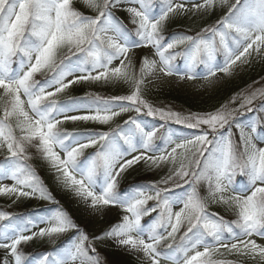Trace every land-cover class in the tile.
<instances>
[{
	"label": "rangeland",
	"instance_id": "1",
	"mask_svg": "<svg viewBox=\"0 0 264 264\" xmlns=\"http://www.w3.org/2000/svg\"><path fill=\"white\" fill-rule=\"evenodd\" d=\"M6 3L0 0V12ZM153 5L154 0H50L41 34L27 48L15 76L5 75L9 72L5 62L19 41L12 36L26 20L29 6L19 1L6 16L0 34V73H4L0 158H13L18 166L2 172L0 204L8 199L10 208L25 195L22 212H37L23 231L31 233L32 244H40V254L34 259L18 252L16 231L0 238L3 264H110L104 254L109 249L145 264H245L241 254L245 251L264 262V227L253 206V200L264 195V107H258L264 102V0H169L159 5L161 14ZM63 11L64 22L59 19ZM116 18L132 31L122 26V34L114 24ZM189 24L200 29L192 34L177 28ZM68 36L73 48L63 58L76 53L86 60L88 55L94 63L59 71L44 86L27 90L30 75L44 67L51 44L64 47ZM108 81L118 88L119 95L112 99L119 102L72 100L54 108L38 107L59 93L68 97L85 91L100 98L99 92L87 93L86 87L96 89ZM222 95L230 96V101L216 113L198 115L182 109L193 103L210 106ZM246 112L252 117L232 132L234 119ZM143 113L180 123L191 132L171 135L165 148L156 150L151 141L158 140L160 126L145 131L136 119ZM128 122L140 136L119 152L109 145L96 148L103 134L60 139L55 134L91 124L103 133ZM216 133L220 136L213 142ZM127 139L131 141L130 136ZM209 153L216 156L213 171L199 174L198 161ZM177 156L182 164L151 189L118 194L161 158L173 162ZM243 173L245 185L237 181ZM201 177L216 188L215 196L194 190ZM180 188L184 190L174 199L165 200L167 190ZM213 201L239 215L248 230L228 241L213 240L220 228L208 213L220 207L214 204L208 209ZM5 211L9 213L0 206V219L8 216ZM150 213L159 216L145 226ZM196 225L213 232L209 238L193 237L180 260L175 254L157 253Z\"/></svg>",
	"mask_w": 264,
	"mask_h": 264
},
{
	"label": "trees",
	"instance_id": "2",
	"mask_svg": "<svg viewBox=\"0 0 264 264\" xmlns=\"http://www.w3.org/2000/svg\"><path fill=\"white\" fill-rule=\"evenodd\" d=\"M19 1H23L24 3L28 4L29 6V13L28 16L26 17V20L23 23H20L19 26H17L16 31L13 34V38L19 37V41L17 44H14V47H12L11 53L8 55L6 59V69L9 71L5 75H10V76H15L18 73L19 68L22 66L24 63L25 57L27 55V48L29 46L34 45L35 43V36L36 38L39 37L41 25L45 21L44 17V9L47 8L50 0H7V3L5 4L3 10L0 12V34L3 31L4 24L6 22V16L10 14L12 8L14 5L18 4ZM167 3H169V0H154V5L153 8L157 5V9L155 12L157 14L162 13V9H159V5L165 6ZM239 8V6L237 5ZM151 9L153 12L154 9ZM238 8L235 9L234 12L238 10ZM164 10V9H163ZM67 18V14L63 11L59 13V19L61 21H65ZM41 24V25H40ZM114 24H118L120 28V32L122 34H125L124 30H122V26L128 31H132L131 27L124 21H122L120 18H116ZM177 28H183L186 29L187 31H190V33H196L200 27L198 26H193V25H179ZM122 30V31H121ZM38 35V37H37ZM64 47H58L55 43H52L49 49V52H46L44 55L45 59L47 58V61L44 65L43 68L37 69L38 71L32 73L30 75L29 81L26 83V88L27 90L30 89V87L33 86H44V84L53 79L55 77V74L58 73L59 71L71 69L72 66H80L81 68H86L89 67L92 63H94L93 59H90V57L87 55V60L84 58V56L80 54H70V56H66L67 52L70 50V48H73V44L70 43L69 36L66 37V39L63 42ZM70 52V51H69ZM45 61V60H44ZM93 61V62H92ZM80 62V63H78ZM4 75V73H0V77ZM3 78V77H1ZM101 85V86H100ZM244 85V84H243ZM99 87L96 89H92L93 85L87 86L86 87V92L90 93H100L101 97L100 98H95L91 96H87L84 93H73L72 96L68 97H63L61 93L56 94L54 96L53 100H45L42 104L38 105V107H46V108H54L57 106L56 104H67L72 102L74 100L75 102L79 103H90L91 101H103L110 99V101H103V102H119L114 96L119 95L118 88L115 86V84L108 82L101 83L98 85ZM218 101L215 103L211 104L210 106H204L202 104H191V105H183L184 112H189V113H196L198 115H203V114H212L220 111L225 105L229 104V99L230 96L228 95H222L217 97ZM171 102V101H170ZM123 103V102H122ZM259 108L264 107V102L258 104ZM261 111V110H260ZM257 110H255V113ZM251 112H246L243 115H239L234 119V124L230 127L231 131H237L236 125H239L243 123L244 121H247L251 118ZM137 119V122L141 124L146 130H150L152 128H157V130H161L160 133L157 134L158 140L156 141H151V146L156 145V150H160L161 148H165L167 145V142L170 138L171 135L173 136H186L189 134L190 129L185 127V125H180V123H175L172 120L168 122H163L155 115H150L147 113H143L141 116H139ZM255 120H258L255 118ZM264 120V117L262 116L261 121ZM1 122V120H0ZM161 124V125H158ZM259 126H262L261 124ZM0 127H2L0 125ZM100 128V127H99ZM263 128V127H262ZM95 129H98L97 126H94L91 124L87 127L83 128H77L73 130L69 129H59L58 131H55L54 133L57 135V137L60 138H66V137H75V136H80V135H90V137H93L92 135L94 134H103V140L99 142V147L96 146L98 149H102L105 146L109 145L110 150H114L116 152H119V150L124 148V150H127L135 141L139 139L140 133L139 129L133 125L132 122H128L126 124H119L115 129L110 130L108 132H103L100 133L98 131H95ZM15 130V133L17 129H12ZM102 132V131H101ZM195 132V131H194ZM167 133H169L167 135ZM17 136V135H16ZM131 137V141H129L127 138ZM220 134H215L214 138L211 139L213 142L218 141V137ZM18 137V136H17ZM234 141V140H233ZM237 143V142H236ZM116 147V148H115ZM116 149V150H115ZM93 151V150H92ZM86 153L83 157H81L77 163L82 164L83 161L87 158V156L92 152ZM210 155V153H209ZM214 154H211L210 156H206L205 158L199 159L198 164L196 166V171L199 172V174H204L207 171H211L210 174L212 173V165L215 161ZM98 163H102V157L99 155ZM160 158V157H159ZM182 159H179V156H177L174 161H167L166 158H161L159 162L155 164L154 167L147 168L143 173L138 175V180L137 182H133L131 184H127L124 188H122L118 194L120 196L122 195H132L136 191L142 189H151V184H156L162 180L164 177H168L170 175L171 171H176L177 167L182 164ZM10 164V165H9ZM4 165V166H3ZM185 165V164H183ZM14 167L18 166V164H14L13 158H7V157H1L0 158V177L2 176L3 170L7 169V167ZM158 169V170H157ZM48 173V172H47ZM211 178V176H210ZM19 180V179H18ZM150 180V182H149ZM247 177L245 176V173L241 174L239 176V179L237 180L238 183H243V185L246 184ZM245 188V187H244ZM243 188V189H244ZM200 190L201 192H207L210 191L213 196L217 194L216 188H212L211 186L207 185L205 183V177H201V179L198 181L197 185L195 186L194 190ZM179 190H184L183 188H180L178 190H167L164 193V198L167 201L174 199L176 192H180ZM197 190V191H198ZM25 195L21 194L19 202L13 204L12 207L8 208V199H5L0 206L3 209H6L9 211V213L6 214L8 215L5 218H1L0 222L2 223V226H0V238L1 239H6L10 237L13 233L16 231L18 232V252L19 250L22 251V255L30 257V258H36L37 256L39 257V245L40 244H32L29 239H32L34 242V239L31 236V233L23 231V227H26L29 225V223L35 221L34 220V213H36V210H29L26 212H22L23 208L27 205V202L22 199ZM177 198L181 199L182 197L178 196ZM217 199V198H213ZM21 201V202H20ZM214 204L220 205L218 209L214 208L211 209V211H208L210 216L217 222V224L220 225L219 229H216L218 232L216 235H212V239H224V240H229L233 235H241L243 231L246 229L248 230V226L245 224V221L235 212H231L226 209L225 205L222 204L221 201L216 202L213 201L209 203L208 209L214 206ZM253 206L255 208L256 214L259 216L261 219V224L260 227H264V195L260 197H256L253 200ZM7 207V208H6ZM214 210V211H213ZM223 210V211H222ZM14 211L15 213H10ZM154 213V212H153ZM153 213H150V217H146L144 225L148 226V223L151 220H156V218L159 215H156ZM148 220L147 224L146 221ZM221 223V224H220ZM144 226V227H145ZM20 229V230H19ZM24 232V233H23ZM211 232L213 231H208V230H203L199 229L198 225L193 226L192 229H190L186 234H184L178 242L173 243L171 245L166 246L165 248L163 247L162 249L157 250V253L160 255H171L175 254L177 256V259L180 260L182 258V255L186 249V247L190 244L191 239L193 237H201V236H210ZM251 235H248V238H250ZM209 238V237H208ZM164 242L163 240L159 241ZM35 243V242H34ZM237 244V242H236ZM34 251V252H31ZM243 251V250H241ZM42 253V251H41ZM106 259L109 261L110 264H145L142 262H139L138 260L133 259L132 257L122 253L121 251H117L114 249H109L104 251ZM209 254V253H207ZM207 254L205 256H207ZM242 260L245 262V264H264V262L260 260V257L258 255H252V253H248V251H245L241 253ZM207 258V257H205ZM0 264H3L2 259L0 258ZM147 264H155L154 262L147 263Z\"/></svg>",
	"mask_w": 264,
	"mask_h": 264
}]
</instances>
